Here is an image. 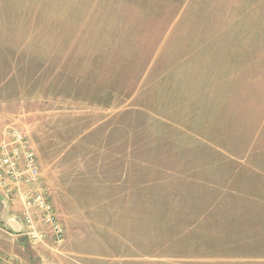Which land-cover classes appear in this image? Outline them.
Listing matches in <instances>:
<instances>
[{
    "label": "rangeland",
    "instance_id": "obj_1",
    "mask_svg": "<svg viewBox=\"0 0 264 264\" xmlns=\"http://www.w3.org/2000/svg\"><path fill=\"white\" fill-rule=\"evenodd\" d=\"M0 126L63 230L0 264H264V0H0Z\"/></svg>",
    "mask_w": 264,
    "mask_h": 264
},
{
    "label": "built area",
    "instance_id": "obj_2",
    "mask_svg": "<svg viewBox=\"0 0 264 264\" xmlns=\"http://www.w3.org/2000/svg\"><path fill=\"white\" fill-rule=\"evenodd\" d=\"M7 134L8 140L0 143V190L8 199L23 193V208L17 219L33 243L43 242L49 232L61 238L62 226L41 188L36 155L26 134L18 129L8 130Z\"/></svg>",
    "mask_w": 264,
    "mask_h": 264
},
{
    "label": "crops",
    "instance_id": "obj_3",
    "mask_svg": "<svg viewBox=\"0 0 264 264\" xmlns=\"http://www.w3.org/2000/svg\"><path fill=\"white\" fill-rule=\"evenodd\" d=\"M3 128L0 126V139L3 136ZM23 208V193L20 192L14 200L8 199L0 190V253L2 245L10 242L12 245L19 246L24 239L22 226L18 221V216ZM4 258H1V261Z\"/></svg>",
    "mask_w": 264,
    "mask_h": 264
}]
</instances>
